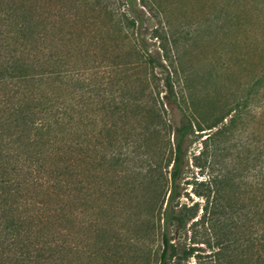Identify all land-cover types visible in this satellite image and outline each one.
<instances>
[{"label":"rangeland","instance_id":"obj_1","mask_svg":"<svg viewBox=\"0 0 264 264\" xmlns=\"http://www.w3.org/2000/svg\"><path fill=\"white\" fill-rule=\"evenodd\" d=\"M22 1L47 28L58 23L62 30L74 33L73 41L80 49L72 59L77 63L92 64L96 59L111 62L115 56L128 62L139 56L172 62V67L168 61L163 63L172 71L181 107L165 105L164 117L171 126L189 119L204 130L194 127L186 143L181 196L175 203L176 214H183L184 222L168 230L174 253L171 264L236 261L238 244L222 250L218 245L222 242L220 225L215 215L205 214L206 200L198 194L207 193L215 175H237L229 194L242 211L232 215V222L238 226L241 215L245 227L250 219L246 206L251 197L256 194L262 198L261 176L258 185L252 184L247 169L257 165L259 170L264 164V0H95L96 6L84 0ZM63 14L66 16L61 18ZM130 20L135 21L134 26ZM28 87L63 98L72 89L70 83L45 81ZM237 103L241 106L236 114L231 113L217 128L205 129ZM231 116L232 124L215 134L228 125ZM99 120L107 130V140L114 122L116 137L137 126L130 118L113 120L108 111ZM72 134H63L64 142L57 145L64 159L72 154L68 146ZM149 135L146 150L160 153L164 141ZM145 174L143 171L137 176L123 170L114 179L116 175L106 163L100 179L91 180L86 194L61 192L60 199L46 191L50 198L40 195V199L50 201V208L62 210L50 226L70 232V264H156L155 257L162 248L161 232L142 230L144 239L134 244L131 241L135 230L142 227L139 212L144 220L143 203L154 189ZM194 211L196 215L191 216ZM238 231H242L244 242L245 228L234 226L232 232Z\"/></svg>","mask_w":264,"mask_h":264},{"label":"trees","instance_id":"obj_2","mask_svg":"<svg viewBox=\"0 0 264 264\" xmlns=\"http://www.w3.org/2000/svg\"><path fill=\"white\" fill-rule=\"evenodd\" d=\"M84 1L97 5L95 0ZM39 18L25 1L0 0V264H70V232L50 226L62 210L50 208V201L40 199V195L50 198L46 191L60 199L61 192L86 194L91 180L100 179L106 163L116 175L114 179L123 170L137 176L146 172L154 189L143 203L144 220L139 212L142 229L135 230L131 241L143 240L142 230L161 232L162 248L155 263L171 264L174 253L168 230L184 222L183 214H176L175 203L181 196L186 143L194 127L204 129L189 119L176 126L165 119V105L181 107L172 71L163 63L168 58L162 61L139 56L128 62L115 56L111 62L96 59L92 64L77 63L72 59L80 49L73 41L74 33L62 30L58 23L47 28ZM134 23L129 22L131 26ZM42 81L70 83L68 98L28 87ZM240 106L235 104L205 129L217 128ZM105 111L113 120L130 118L137 126L116 137L114 122L107 140V130L99 125ZM233 118L215 134L228 128ZM66 132L74 137L68 144L72 154L64 159L57 145L64 142L61 136L65 138ZM148 133L162 138L164 150L157 154L146 150ZM247 170L252 184L258 185L261 176L263 187L262 198L255 194L246 206L248 227L241 224V215L238 226L232 222V215L242 211L229 194L237 175H215L207 193L198 194L206 200L205 214L215 215L220 225L222 242L218 245L228 250L238 244L240 253L230 264H264V164L259 170L257 165ZM234 226L245 228V243L242 231L232 232Z\"/></svg>","mask_w":264,"mask_h":264}]
</instances>
